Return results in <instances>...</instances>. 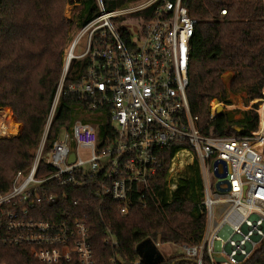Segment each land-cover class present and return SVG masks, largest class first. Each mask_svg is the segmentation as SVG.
Listing matches in <instances>:
<instances>
[{
    "label": "built area",
    "instance_id": "2783aa9c",
    "mask_svg": "<svg viewBox=\"0 0 264 264\" xmlns=\"http://www.w3.org/2000/svg\"><path fill=\"white\" fill-rule=\"evenodd\" d=\"M96 2L98 15L76 28L63 54L64 75L33 162L27 171H17L10 188L0 194V243L26 245L29 254L44 264L74 257L78 264H95L88 225L65 205L69 195L65 187L92 188L98 197L111 198L122 215L134 204H158L154 185L167 161L166 149L176 146L165 191H174L181 170L197 159L206 224L198 243L175 245L195 264L245 262L264 241V88L261 97L248 102L251 110L258 104L260 128L249 129L250 110L246 130L237 134L232 105L225 104L226 130L234 135L204 133L206 125L192 114L187 95L189 47L196 25L187 7L181 0H140L109 11L103 0ZM74 60L84 61L86 68L68 91L87 100L91 108H106L113 129L99 138L93 125L77 120L61 127L46 149ZM217 107L210 108V120L217 117ZM218 159L224 164L214 167ZM215 169L226 176H217ZM220 180L228 182L221 184L224 190L216 187ZM106 236L107 243L118 246L109 229ZM217 257L224 260L217 262ZM134 264H141V259Z\"/></svg>",
    "mask_w": 264,
    "mask_h": 264
},
{
    "label": "trees",
    "instance_id": "16d2710c",
    "mask_svg": "<svg viewBox=\"0 0 264 264\" xmlns=\"http://www.w3.org/2000/svg\"><path fill=\"white\" fill-rule=\"evenodd\" d=\"M139 0H103L106 10ZM196 20L189 47L187 95L193 115L205 126L204 133L234 135L226 130V111L210 120L211 101L232 104L231 96L246 94L245 101L262 96L264 88V0H181ZM70 0H0V108L10 107L23 129L18 136L0 137V194L7 191L14 174L27 171L40 144L63 69V53L70 31L80 28L99 13L96 0H78L71 18L65 16ZM145 17L150 9L144 11ZM131 18V16L125 17ZM86 68L74 60L66 74L63 91L56 105L45 147L49 149L63 126L80 120L94 126L98 137L112 132L106 108L94 109L87 100L68 91ZM254 104L249 129L259 127ZM10 108L7 110L11 113ZM246 115L237 126L245 131ZM239 121L235 120L234 122ZM264 132V125H262ZM176 146L166 149L167 161L154 185L159 203L147 207L134 204L126 215L107 197H98L92 188L65 187V205L84 219L95 264H195L182 254L158 257L154 242L196 244L205 229L204 182L197 159L187 165L177 188L165 191V177ZM64 189V188H63ZM61 189V190H63ZM118 246L106 242V230ZM153 245L145 249L144 242ZM140 246V248H139ZM147 253L155 259L149 260ZM114 259V261H111ZM0 261L6 264H44L29 254L22 244L0 243ZM56 264H78L70 261ZM203 264L211 263L207 260ZM241 264H264V241Z\"/></svg>",
    "mask_w": 264,
    "mask_h": 264
},
{
    "label": "rangeland",
    "instance_id": "374dc122",
    "mask_svg": "<svg viewBox=\"0 0 264 264\" xmlns=\"http://www.w3.org/2000/svg\"><path fill=\"white\" fill-rule=\"evenodd\" d=\"M72 1L73 0H70V2H68V4L66 5V9H65V16L67 17V18H71L72 17V15H73V13H74V11H75V9H76V6L78 5V4H70V3H72ZM75 1V0H74ZM140 1V0H139ZM76 31V28H73L71 31H70V39L68 40V42H67V45H66V47H65V49H64V53H65V50L67 49V47H68V44L72 41V39H73V34H74V32ZM76 34V33H75ZM74 34V35H75ZM84 41V38H82L81 39V42H83ZM80 50V48L77 50V51H79ZM63 53V54H64ZM64 75V63H63V69H62V75H61V77ZM231 98H232V104H226V105H232V113H231V115L233 116V119L234 120H239V121H236L237 122V124H239V123H241L240 122V120H243V118L247 115V111H250L251 110V107H249L248 106V102H249V100H248V102H246L245 101V99H246V97L245 96H243V95H241V94H235V95H232L231 96ZM216 100L217 99H213L212 101H211V109H213V108H215V106H218L219 104L220 105H222L223 107H224V103H222V102H219V103H217L216 102ZM7 108H9V107H2V108H0V124L2 123V122H4V119H5V116H8L7 117V121L5 122V124H7L8 126H11V127H14V125L15 124H17L18 125V127H17V129H18V133H16V134H6V135H1L0 134V137H5V136H11V137H14V136H18V135H20L21 134V132H22V129H23V125H22V123H20L18 120H17V118L15 117V115L13 114V112H12V109L10 108V110H11V113L7 110ZM226 110V108L224 109V111ZM253 110V109H252ZM251 110V111H252ZM4 111V112H3ZM211 111V110H210ZM251 111L249 112V114H250V116H251ZM7 113V114H6ZM244 122H248V120H246V121H244ZM260 126H261V122H260ZM260 126H259V128H260ZM1 127V126H0ZM8 129H10L9 127H8ZM235 131H237V132H243V129L241 128V127H236L235 128ZM82 154H84L85 152L84 151H82L81 152ZM184 160H189V158H183ZM185 171H186V168L185 169H182L181 170V172H182V176L184 175V173H185ZM211 179L213 180L214 178H213V176L211 175ZM144 247H145V249L147 250V248H151L152 249V253H153V245H149V242H144L143 244H142ZM179 245V244H178ZM139 248H140V246H139ZM182 249L179 247V246H177V245H175V244H172V243H166V244H162L161 245V247H158V257L159 256H161L162 258H166V257H170V256H173V255H177V254H182ZM147 256L146 257H148L149 258V260H153V259H155L154 258V256L153 255H151L150 253H147L146 254Z\"/></svg>",
    "mask_w": 264,
    "mask_h": 264
},
{
    "label": "water",
    "instance_id": "95a60500",
    "mask_svg": "<svg viewBox=\"0 0 264 264\" xmlns=\"http://www.w3.org/2000/svg\"><path fill=\"white\" fill-rule=\"evenodd\" d=\"M216 102L219 103V100H216ZM221 112H223V106L219 104L218 107H217V115H218L219 113H221ZM235 132H236L237 134L242 133V132H237V131H235ZM72 156H73V155H72ZM219 163H223V164H224L223 160L218 159V160L215 161V163H214V167H217V165H218ZM215 174H216L217 176H219V177H225V176H226V172L220 174L216 169H215ZM222 183H228V182H227V180H220L219 182H217L216 187H217L218 189H222V190H224L223 188H221V184H222ZM229 189H230V186H228V188L225 189V190H229ZM223 260H224L223 257H217V259H216L217 262H221V261H223Z\"/></svg>",
    "mask_w": 264,
    "mask_h": 264
},
{
    "label": "bare ground",
    "instance_id": "6f19581e",
    "mask_svg": "<svg viewBox=\"0 0 264 264\" xmlns=\"http://www.w3.org/2000/svg\"><path fill=\"white\" fill-rule=\"evenodd\" d=\"M4 112V111H3ZM7 114V113H6ZM2 115V114H1ZM0 115V116H1ZM7 117L8 116H5V119H4V122H2L1 124H0V134L1 135H6V134H16V133H18V129H17V127H18V125L17 124H15L14 125V127H11V126H8L7 124H5V122L7 121ZM1 120V119H0ZM8 127L10 128V129H8Z\"/></svg>",
    "mask_w": 264,
    "mask_h": 264
},
{
    "label": "crops",
    "instance_id": "0c3cea01",
    "mask_svg": "<svg viewBox=\"0 0 264 264\" xmlns=\"http://www.w3.org/2000/svg\"><path fill=\"white\" fill-rule=\"evenodd\" d=\"M10 108V107H9ZM166 244V243H165Z\"/></svg>",
    "mask_w": 264,
    "mask_h": 264
}]
</instances>
